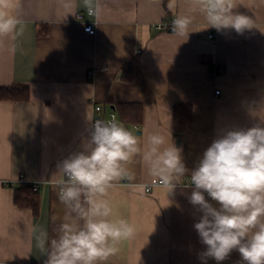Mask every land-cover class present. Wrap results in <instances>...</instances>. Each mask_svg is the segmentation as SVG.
Masks as SVG:
<instances>
[{
	"label": "crops",
	"instance_id": "obj_1",
	"mask_svg": "<svg viewBox=\"0 0 264 264\" xmlns=\"http://www.w3.org/2000/svg\"><path fill=\"white\" fill-rule=\"evenodd\" d=\"M233 2L251 29L208 27L200 0H0V14L17 21L0 37V88H30L28 102L0 101V263L44 264L40 240H50L66 212L57 165L81 150L97 117L116 113L105 104L111 96L141 104L144 119L127 123L116 113V123L139 137L141 152L103 195L109 219H123L133 231L102 264H203L188 175L224 131L264 122V0ZM78 13L87 14L83 22ZM177 16L191 19L187 34L156 28ZM85 22L95 24L94 36ZM135 59L133 79L125 81ZM177 105L192 106L191 121L175 122ZM153 134L164 136L162 147L181 148L189 170L170 181L171 192L166 185L145 191L160 180L146 158ZM21 181L39 187L37 214L15 203ZM221 264H240L239 252Z\"/></svg>",
	"mask_w": 264,
	"mask_h": 264
},
{
	"label": "clouds",
	"instance_id": "obj_2",
	"mask_svg": "<svg viewBox=\"0 0 264 264\" xmlns=\"http://www.w3.org/2000/svg\"><path fill=\"white\" fill-rule=\"evenodd\" d=\"M208 27L218 32L252 28L249 17L234 13L233 0H200ZM14 17L0 14V37L16 27ZM191 24L177 16L173 30L184 35ZM153 175L169 187L173 178L184 177L182 149L165 145L164 136H149ZM141 152V142L116 122L95 120L82 141L81 150L57 165L59 200L66 212L55 234L40 240L46 252L44 264H102L116 251L113 244L132 234L123 220H110L112 209L103 199L112 182L125 176V163ZM189 203L200 213L193 227L200 242L203 264H221L235 250L240 264H264V122L246 129H229L204 150L188 175ZM45 245L47 247L45 248Z\"/></svg>",
	"mask_w": 264,
	"mask_h": 264
},
{
	"label": "trees",
	"instance_id": "obj_3",
	"mask_svg": "<svg viewBox=\"0 0 264 264\" xmlns=\"http://www.w3.org/2000/svg\"><path fill=\"white\" fill-rule=\"evenodd\" d=\"M43 32L40 31V33ZM138 60L135 59L125 70V81L133 79V72ZM30 100L29 85L15 84L0 88V101L28 102ZM105 104L110 105L117 113L121 121L127 123L139 124L143 118V106L138 103H117L108 96ZM193 108L190 105H177L174 110V119L176 123L185 124L192 120ZM15 203L19 207L31 208L35 214L39 210V196L33 188L32 183L24 181L19 182L15 187Z\"/></svg>",
	"mask_w": 264,
	"mask_h": 264
},
{
	"label": "built area",
	"instance_id": "obj_4",
	"mask_svg": "<svg viewBox=\"0 0 264 264\" xmlns=\"http://www.w3.org/2000/svg\"><path fill=\"white\" fill-rule=\"evenodd\" d=\"M87 14H88V16H93V15L95 14V10L91 9V10H89V11L87 12ZM87 14H84V13H78V14H77V19H78L79 21H82V22H83V21L85 20V17H86ZM172 25H173V21H172V22H167V23H161V24H158V25L156 26V28H157L158 30H160V31H163V30H167V29H169L170 27H172ZM84 31H85L87 34H89V35H91V36H94V35L96 34V27H95V24L85 22ZM210 38H212V36H210ZM217 94H219V92H217ZM95 112H96L97 115H101L102 112H103V108H102L101 106H96V108H95ZM97 119H99V120H103V121H105V122H116L117 116H116V113H115L114 111H110V112L107 113L106 116H105V115H103V116L101 115V117H97L96 120H97ZM127 181H128V178L125 177V178H124V183H126ZM32 185H33L34 190L37 191L38 188H39L38 185H37V184H34V183H32ZM160 185H166V184L162 183L161 180H158V181H155V182H153V183H151V184L146 185V186H145V191H146L147 193H151L152 190H153V188H154L155 186H160ZM0 264H19V263H0Z\"/></svg>",
	"mask_w": 264,
	"mask_h": 264
}]
</instances>
